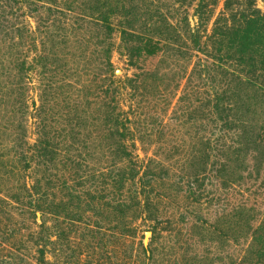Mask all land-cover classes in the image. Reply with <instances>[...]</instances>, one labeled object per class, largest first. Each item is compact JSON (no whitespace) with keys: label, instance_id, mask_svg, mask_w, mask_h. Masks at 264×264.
Returning <instances> with one entry per match:
<instances>
[{"label":"rangeland","instance_id":"374dc122","mask_svg":"<svg viewBox=\"0 0 264 264\" xmlns=\"http://www.w3.org/2000/svg\"><path fill=\"white\" fill-rule=\"evenodd\" d=\"M129 1L132 9L138 7L135 13L140 20L134 25L138 31H147L156 22L155 32H164V20L172 26L168 28L169 36H162L164 51L143 56L135 65L119 53V32L112 36L114 75L130 80L120 93L123 108L132 122L139 162L145 165L154 159V171L163 167L162 171H156L161 179L155 186L150 208L157 215L159 235L153 237L148 231L153 222L146 223L135 237H124L121 245L113 246L117 229L110 221L114 217L93 209L82 220L65 224L63 241L52 253L54 257L48 254V260L60 258L62 264H133L132 261L136 264H264V64H259L254 73H246L233 60L220 61L227 68L223 69L211 58L198 62L195 57L214 54L218 46L214 43L215 30L222 32L234 26L233 18L238 19L248 5L263 13V1ZM54 5L46 3L54 11L42 32L47 52L56 64H42V69H37L42 71L40 75L32 70L28 72L32 78L29 85L33 87L27 94L30 142L35 139L31 100L39 105L40 86H45L46 92L49 86L57 96L55 110L50 115L47 113L57 136L67 123L61 120L64 115L61 85L94 84L93 72L98 71L101 58L96 27L88 24L84 15L90 7L86 0H56ZM6 19L0 11V161L4 163L12 156L13 136L19 133L15 106L20 90L16 88L15 60L26 48L23 27L28 26L34 32L36 25L28 16L18 19L9 15ZM193 32L201 35L200 47L205 53L196 52L188 41ZM165 40L171 45L166 46ZM172 49L187 51L185 59L175 58ZM76 50H79L81 70H88L82 71L80 77L77 73L71 76L69 71L73 59L69 56ZM149 73L152 75L144 76ZM90 132L82 133L79 143L82 155L77 153V156L83 160L81 182L91 192L88 198L94 199L97 195L92 192L108 187L109 177L105 175L109 174L111 165L105 147L111 138L108 132L102 136L100 130ZM3 172L0 165V174ZM187 177L200 180L194 183L195 194L188 191ZM68 182L71 183L70 179ZM18 213L0 206V256L22 254L32 263L34 249L28 233L37 229L31 218L23 222L25 216ZM39 223L37 214L36 224ZM53 223L51 219L47 221L48 226ZM87 225L103 228L90 234L84 229ZM5 227H10L9 231ZM21 234L27 248L19 246ZM74 236L70 245L69 240ZM140 244L151 248L152 257L148 253L138 256Z\"/></svg>","mask_w":264,"mask_h":264},{"label":"trees","instance_id":"16d2710c","mask_svg":"<svg viewBox=\"0 0 264 264\" xmlns=\"http://www.w3.org/2000/svg\"><path fill=\"white\" fill-rule=\"evenodd\" d=\"M262 1L264 4V0ZM49 2L54 5L56 0L0 1L1 15L5 20L9 15L18 19L28 16L32 17L36 24L34 32L29 30L28 26L23 27L22 40L26 48L21 50L15 60V76L18 78L16 88L18 87L20 94L16 97L17 106H14L19 114L17 118L19 133L14 134L12 138V156L8 158L7 163L0 161V165L4 167V172L0 174V193H3L0 196V206L5 207V210L19 211L18 214L25 216L23 222L25 218L26 220L31 218L37 229L28 233L31 238L29 243L34 249L32 263L28 262L29 259L26 256L19 254L1 255L0 264H62L60 258L49 261L48 254L58 250L63 241L65 227L77 220H82L86 213L93 209L106 211L114 217V220L110 221L115 223L117 229L113 246L121 245L124 237H135L138 229L146 223L153 222L148 229L153 237L159 235L158 218L150 208L155 186L161 179L156 171L158 169L162 171L163 167L154 171L152 168V164L156 163L154 159H150L145 165L139 162L132 122L128 112L123 108L120 93L126 81L130 80L117 78L114 75L111 54L115 45L112 42V36L115 31L119 32L120 44L117 47L119 53L126 57L131 65H135L143 56H155L160 51H164V46L161 45L164 40L162 36H169L168 28L172 26L164 20L165 29L162 31L166 34L155 32L156 22L148 26L149 30L138 31V28L134 26L140 20L139 15L135 13L138 7L132 9L129 0H86L90 7L84 15L87 23L96 27L98 39H100L101 58L98 71L93 72L92 77L96 79L93 80L94 84L87 82L82 86H76L68 82L61 85L64 89V92L60 94L64 110L61 120L65 119L67 123L57 136L50 126V116H48L50 111L55 110L57 96L49 86V92H46L45 86L41 85L38 94L39 105L37 106L31 100L35 119L33 122L35 139L30 142L27 135L26 117L29 101L27 94L33 87L29 85L32 78H29L28 72L32 70L40 75L42 71H37L38 67L42 69L45 63L56 64L52 62L47 52L45 35L42 32V28L47 27L51 12L54 11L51 6H46ZM55 5L54 9H56ZM233 22L234 26L227 27L222 32L215 30L213 33V36L217 34L214 43L218 45L213 50L214 54H209V57L205 56V58L195 57L198 62H206L211 58L217 61L218 67L223 69L227 68L221 66L220 61L233 60L242 72L254 73L259 64H264V12L253 10L248 5L238 19L233 18ZM40 34H43V37H40ZM188 37V41L196 52L205 53L200 47L201 35L198 32H193ZM165 45L170 46L171 42L165 40ZM171 51L174 52L175 58L179 56L185 59L187 54V51L183 52L180 49ZM31 53H33L32 56ZM215 53L218 55L216 56ZM71 55L69 56L73 58L69 67L71 76L77 73L80 77L83 75L82 71L87 73V69L81 70L79 50ZM194 70L195 66L191 72ZM157 72L158 70L153 73ZM146 75L152 74H144ZM87 130L91 132L100 130L101 136L103 132H108L111 138V142L105 147L111 165L108 168L109 174L105 175L109 177L108 187L102 191L92 192L97 195L94 199L88 198L91 192L85 187L84 182H81L83 160L78 157L82 155V147L79 145L81 135ZM100 135L95 136L100 137ZM57 138L60 140L56 141ZM77 153L80 155L77 156ZM197 181L200 180L186 178L185 183L190 194H195L194 183ZM79 184H82V187H79ZM101 194L105 196L102 197ZM58 195L59 197L56 198ZM37 214L40 215L38 225L36 224ZM50 219L54 223L48 226L47 221ZM138 221L142 222L141 225L137 224ZM17 224L20 227V223L17 222ZM102 228L87 225L84 229L90 234H95L97 231L101 232ZM8 229L10 227H5L4 230ZM74 239L75 236L69 240L70 245L74 243ZM86 243L89 244L87 241ZM26 245L27 242L22 240L21 234L19 246L22 249L27 248ZM75 245L78 248V243ZM48 246L51 247L50 250ZM147 253L149 258L152 257L151 248L140 244L138 256ZM51 256L54 257V254ZM132 262L134 264L135 261Z\"/></svg>","mask_w":264,"mask_h":264}]
</instances>
